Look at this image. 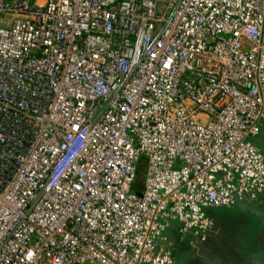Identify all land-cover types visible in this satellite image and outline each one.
<instances>
[{
    "label": "built area",
    "instance_id": "1",
    "mask_svg": "<svg viewBox=\"0 0 264 264\" xmlns=\"http://www.w3.org/2000/svg\"><path fill=\"white\" fill-rule=\"evenodd\" d=\"M263 120L264 0H0V264H177Z\"/></svg>",
    "mask_w": 264,
    "mask_h": 264
},
{
    "label": "crops",
    "instance_id": "2",
    "mask_svg": "<svg viewBox=\"0 0 264 264\" xmlns=\"http://www.w3.org/2000/svg\"><path fill=\"white\" fill-rule=\"evenodd\" d=\"M252 143L264 157V120L260 133ZM213 221L212 230L204 243L191 241L190 237H171L173 255L189 256L202 250L221 248L222 254L216 259L221 264H264V199L245 201L231 208H219L209 212ZM239 247L241 249H239ZM238 248V249H237ZM186 250V255L183 253ZM238 253V254H237ZM233 254L238 255L237 258ZM198 260V258H197ZM200 261V260H198Z\"/></svg>",
    "mask_w": 264,
    "mask_h": 264
},
{
    "label": "rangeland",
    "instance_id": "3",
    "mask_svg": "<svg viewBox=\"0 0 264 264\" xmlns=\"http://www.w3.org/2000/svg\"><path fill=\"white\" fill-rule=\"evenodd\" d=\"M262 153H264V152L262 151ZM148 162H149L148 157L145 154H142L140 156L139 162H138V166L140 164V167H141L142 184H144V182H145L146 173H147V169H148ZM239 249H241V248L239 247ZM183 253L186 255V250ZM193 254H194V259L197 262H199L198 264H221L216 259L217 257H219L218 254H222L220 247H218V249H216L215 251L214 250H212V251L202 250V251H199L197 253L194 252ZM237 256L238 255L233 254L234 258H237ZM176 258H177V261L179 262L178 264H197V263L192 262V260H193L192 254H189V256H187V257L185 256L184 258L182 257V255L179 254V255H176ZM197 258L200 261H198Z\"/></svg>",
    "mask_w": 264,
    "mask_h": 264
},
{
    "label": "trees",
    "instance_id": "4",
    "mask_svg": "<svg viewBox=\"0 0 264 264\" xmlns=\"http://www.w3.org/2000/svg\"><path fill=\"white\" fill-rule=\"evenodd\" d=\"M143 185L144 184H142L141 167H140V164H139V166L137 167L136 180H135V183H134V185L132 187V192L134 194L141 195L142 192H143ZM174 234H175V232H174ZM173 237H178L179 238V236H177L176 234Z\"/></svg>",
    "mask_w": 264,
    "mask_h": 264
}]
</instances>
